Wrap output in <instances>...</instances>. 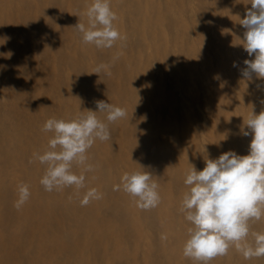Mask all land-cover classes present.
<instances>
[{"label":"bare ground","instance_id":"obj_1","mask_svg":"<svg viewBox=\"0 0 264 264\" xmlns=\"http://www.w3.org/2000/svg\"><path fill=\"white\" fill-rule=\"evenodd\" d=\"M91 3L0 0V264H193L183 256L192 227L180 212L185 175L207 157L247 155L243 121L264 111V80L242 76L254 59L239 24L250 0H110L122 37L110 49L84 44L73 28L87 24ZM99 64L107 71L93 73ZM97 100L127 115L88 150L94 171L73 165L86 187L45 191L46 165L34 159L53 135L44 122L95 111ZM132 171L154 176L156 208L114 190ZM22 183L31 196L18 210ZM90 188L103 198L81 206ZM250 231L264 232V218ZM210 264L264 258L245 260L232 247Z\"/></svg>","mask_w":264,"mask_h":264},{"label":"clouds","instance_id":"obj_2","mask_svg":"<svg viewBox=\"0 0 264 264\" xmlns=\"http://www.w3.org/2000/svg\"><path fill=\"white\" fill-rule=\"evenodd\" d=\"M250 4L239 24L245 30L243 48L254 59L244 61L242 76L252 80L255 75L264 80V0H250ZM84 15L87 24L78 21L73 27L84 44L110 49L122 39L114 25L118 17L110 0H92ZM108 67L99 64L93 73L100 74ZM95 103V111L84 110L75 118L52 117L44 122L42 131L53 135L47 148L42 154L35 153L34 159L46 165L40 179L45 191L73 186L78 190L85 188L86 176L73 172V165L83 167L84 172L94 171L95 165L88 163V150L96 140H110L109 124L127 115L125 109L109 102L97 100ZM98 113H106L107 122L99 119ZM243 126L242 134L251 136L247 155L229 150L215 159L207 157L203 170L198 171L191 164L185 175L188 191L183 196L180 212L192 227L188 229L183 256L193 264H210L213 259L226 256L232 247L245 260L264 258V232L250 231V221L264 218V111L256 114L252 110ZM114 190L129 194L142 210L156 208L161 201L159 185L148 171L123 173ZM30 196L29 185L20 184L15 207L19 210ZM102 198V193L90 188L80 203L87 206L92 200Z\"/></svg>","mask_w":264,"mask_h":264},{"label":"rangeland","instance_id":"obj_3","mask_svg":"<svg viewBox=\"0 0 264 264\" xmlns=\"http://www.w3.org/2000/svg\"><path fill=\"white\" fill-rule=\"evenodd\" d=\"M243 6H244V4L241 7H243Z\"/></svg>","mask_w":264,"mask_h":264}]
</instances>
